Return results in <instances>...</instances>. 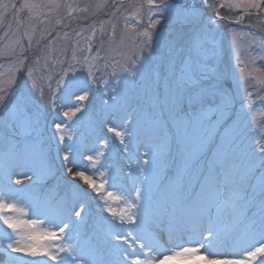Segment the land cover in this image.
<instances>
[{
  "label": "rangeland",
  "instance_id": "rangeland-1",
  "mask_svg": "<svg viewBox=\"0 0 264 264\" xmlns=\"http://www.w3.org/2000/svg\"><path fill=\"white\" fill-rule=\"evenodd\" d=\"M168 2L170 0H155L156 4ZM171 2L183 3L186 7L195 3L203 10L204 35L200 42L208 69L210 73L218 72L223 86L234 95L238 118V126L234 130L236 144L224 162L241 175L246 171L250 175H258L255 170L259 156L255 152V141L259 139L264 143V103H261V98H264V50L258 46L264 41V4L259 10L249 8V14H246L244 8H229L232 0ZM220 4L224 6L219 8V13L227 19L218 21L217 27L208 18L215 19L216 8ZM0 5H14L0 18V87L8 89L4 105L0 107V185L7 183L10 174L12 181H21L15 187L27 186L26 195L45 209H54L61 202L69 204L75 195L85 194L86 199L77 203L75 211H80L81 207L85 210L80 217L73 215L74 221H79L75 233L65 229L69 237L75 235V240L70 239L69 242L78 241L93 264H115L120 258L117 250L120 242L114 241L109 229L110 223L119 225V220L101 206L103 201L88 184L79 177H72L60 166L63 153L71 147L82 166L69 164L68 167L95 179L94 172L83 165L89 163L87 156L103 150L105 155L101 164L109 166L110 173L118 177L128 195L131 197L135 189L140 188L146 202H150L147 227L164 249L178 250V246L198 247L199 242L207 243L203 238L208 235L204 229L208 226L210 208L211 217L216 222L215 230L219 233L212 240L213 250L229 254V259L241 258L248 219L255 208L245 211L242 206L227 228L228 215L221 214L217 207L210 205L200 207L198 215L194 208L192 222L179 221L170 225L167 205L180 199L197 204L200 189L196 172L198 167H204L201 142L206 139L210 144L216 138L215 131L223 132L224 127L216 128L214 108L203 117L199 107L189 109L187 115L179 113L174 99L169 96L167 81L156 56L137 64L133 68L134 76L123 71V66L131 67L129 61L143 42L139 33L148 28V0H0ZM151 11L159 16L158 9L152 8ZM0 12H5V9L0 7ZM113 12H116L115 16H112ZM240 16L243 19L237 22L236 18ZM113 25L115 35L112 34ZM149 31L152 32L153 43L158 33H163L169 40L182 34L179 43L185 50L197 39L188 26L182 27L168 18L161 19L160 24ZM77 32L81 35L77 36ZM89 44L91 52L87 50ZM22 57H27L24 68L17 72L16 84L9 86L7 81L18 67L15 62ZM84 57H88L87 64ZM76 61H80L77 68L83 66V74L79 76V86L73 90L71 99L66 101L62 98L65 95L63 87L57 82L62 71ZM105 64L107 68H104ZM237 65L244 67L246 74L251 73L246 81L237 83L240 76ZM90 66L94 80L87 78L86 70ZM29 67L35 69L33 78L37 91V99L29 107L33 128L13 130L8 109L23 81L21 72L26 74ZM97 68L103 70L97 71ZM41 90L42 99L39 97ZM85 92L88 93L85 101L80 104L72 102ZM54 93L55 110L50 105ZM247 93L252 94V104L245 112L241 100L248 99ZM78 106L81 111L71 119L61 115ZM57 123L65 125L63 141L55 130ZM201 123L208 132L196 136L194 130ZM109 128L127 129L124 145ZM104 141H107V148L100 149ZM12 147L16 150L15 155L8 154ZM149 149L152 150L151 159L142 155ZM22 157L28 158L26 164ZM72 158L70 154L69 159ZM145 160L149 162L145 164ZM32 168L41 174L39 179L33 175ZM105 189L113 190L108 185ZM239 197L242 202L243 191L239 192ZM113 206L119 210L123 204L116 202ZM152 216L159 219L153 221ZM29 218L39 217L30 213ZM133 227L125 221L116 231L127 234ZM5 228L0 224V236L6 235ZM204 254L201 248L200 253L191 259L173 257L163 264H209L202 259ZM14 255V264H44L42 257H26L23 253ZM259 259L251 261V264H259ZM0 264H9L2 251Z\"/></svg>",
  "mask_w": 264,
  "mask_h": 264
},
{
  "label": "snow or ice",
  "instance_id": "snow-or-ice-1",
  "mask_svg": "<svg viewBox=\"0 0 264 264\" xmlns=\"http://www.w3.org/2000/svg\"><path fill=\"white\" fill-rule=\"evenodd\" d=\"M203 2L206 3L207 0H203ZM262 4H264V0H232L228 7L244 8L245 13L249 14L247 13L249 8L259 10ZM148 6V28L139 33L143 42L134 57L129 61L131 67L125 65L123 71L134 76L136 72L133 71V68L137 64H141L150 56H156L163 76L167 81L169 96L174 99L179 113L187 115L189 109L199 107L200 115L203 117L208 111L212 110L214 105V111L217 115L216 128L224 127L223 132L215 131L216 138L210 144L207 143L206 139L201 142L204 167H198L196 172L197 184L200 189L197 204L193 205L190 201L180 199L167 205L166 210L171 216L170 225H174L179 221L190 223L194 219V208L196 209L195 214L198 215L200 207L210 205L217 207L221 214L226 213L228 215L229 220L225 226L227 228L233 223V217L237 215L238 209L242 206L245 211H251L255 208L256 211L248 219V227L242 242V257L229 259V254L217 253L213 250L212 240L219 233L215 230L216 222L211 217L210 208H208V226L204 229L208 235L203 238L207 243L199 242L198 247L178 246V250L164 249L156 239L153 231L147 227L151 211L150 202H146L140 188L135 189V194L131 197L128 195L127 189L119 183L118 177L110 173L109 166L101 164V160L105 155L103 150L87 156L86 159L89 163L83 165L94 172L95 179L86 175L83 171L74 172L72 167H68L69 164L76 167L82 166L75 158V152L71 147L63 153L60 166L72 177H79L84 183L88 184L98 194L99 200L103 201L101 206L119 220V225L110 223L109 229L114 241L120 242L117 246L120 258L115 264H163L164 261L173 257L191 259L200 253L201 248L204 249L205 253L202 259L207 260L209 264H251V261L256 260L258 257H260L259 264H264V143H261L259 139L255 141V152L259 156V164L255 170L258 175H250L248 171L241 175L225 164V158L232 152L236 144L234 130L238 126V118L235 111L234 95L223 86L220 74L218 72L210 73L208 69L203 46L200 42L204 35L203 10L197 8L195 3L186 7L183 3H173L171 0L168 3L160 4H156L155 0H148ZM223 6L224 4L217 6L215 19L208 18L210 23L217 24L218 21L227 19L219 13V8ZM0 7L5 9V12H0V18H2L8 8H14V5H0ZM25 7L32 8L34 6L25 5ZM152 8L159 10V16L151 11ZM117 11H119V6H117ZM115 15L116 12H113L112 16ZM164 18L172 19L182 27L188 26L189 30L197 36V39L188 45L187 50L179 43L182 34L178 35L176 39L169 40L166 39L163 33H158L155 43H153L152 32L149 29H155L160 24L161 19ZM242 19L243 16L236 18L237 22ZM125 27L127 28L128 25L126 24ZM217 27H219L218 24ZM114 30L115 25H113V35H115ZM76 35L79 36L81 33L77 32ZM92 35H95V29H93ZM253 44H257V42L253 41ZM258 46L261 50H264V41L259 42ZM87 50L91 52L90 44L87 46ZM23 51L24 49L21 48V52ZM213 56H215L214 50ZM26 59L27 57H22L15 62L18 67L16 71L12 72L7 81L9 86L16 84V74L24 68ZM84 61L87 64L88 57H84ZM79 63L80 61H76L69 64L62 71L57 82L58 86L63 87L65 95L62 98L66 101L71 99L74 94L73 90L79 86V76L83 74V66L81 68L76 67V64ZM115 64L116 62L113 61V65ZM237 66L239 67V65ZM107 67L108 65L105 64L104 68ZM96 70L102 71L103 69L97 68ZM34 71V68L29 67L26 74L21 72L23 81L18 86L15 101L8 109L14 125L13 130L33 128L29 107L37 99L36 81L33 78ZM239 73L237 83L246 81L248 76L251 75V73H245L244 67H239ZM86 74L87 78L95 79L92 66L87 68ZM7 94L8 89L0 87V107L4 105ZM251 95V93H247L248 99L241 100V107L245 112L252 104ZM39 97L40 99L43 98L42 90L39 92ZM87 97L88 93L85 92L72 102L80 104ZM261 103H264V98H261ZM50 105L53 110L57 107L55 93ZM80 111L81 107L78 106L62 112L61 115L71 119ZM54 127L59 134V139L63 141L65 139V125L57 123ZM108 130L116 135L120 144L124 145L127 129L118 131L117 128H109ZM194 131L196 136L208 132L207 129L203 128L202 123ZM129 138L131 139V136ZM205 145H207L206 151H204ZM99 147L100 149H106L107 141H104ZM125 151H127L126 145ZM8 154L15 155V148L12 147ZM70 154L73 157L71 160L69 159ZM142 155L151 159L152 150L149 149ZM21 160L25 164L28 162L27 157H22ZM148 162V160L144 161L145 164ZM30 170L33 175L37 176V179L40 178L41 174L36 168ZM20 183V180L12 181L9 174L7 183L0 185V224L6 226V235L0 236V251L6 255L9 264H14L15 253H23L26 257H42L44 258V264H53V262L55 264H85V261H87V264H93L89 254L84 248L80 247L78 241L76 243L69 242L70 239L75 240V235L69 237L65 232V229H68L69 232L75 233L79 221H74L73 215L80 217L81 212L85 210L84 207H81L80 211H75L77 203H81L86 199L85 194L75 195L69 204L61 202L54 209H45L26 195L25 188L27 186L25 188L15 187ZM30 183H35V181H30ZM105 185L113 190L108 191L105 189ZM240 191L244 192L242 202L239 197ZM116 202L122 203L123 207L118 210L113 206ZM30 213L33 217L39 218L30 219ZM151 219L156 221L159 217L152 216ZM125 221L130 225H134L132 230L128 231L127 234L116 231ZM133 232H135V235H133ZM61 253L64 255L61 256Z\"/></svg>",
  "mask_w": 264,
  "mask_h": 264
},
{
  "label": "bare ground",
  "instance_id": "bare-ground-1",
  "mask_svg": "<svg viewBox=\"0 0 264 264\" xmlns=\"http://www.w3.org/2000/svg\"><path fill=\"white\" fill-rule=\"evenodd\" d=\"M212 108H214V105L212 106ZM207 114V113H206Z\"/></svg>",
  "mask_w": 264,
  "mask_h": 264
}]
</instances>
